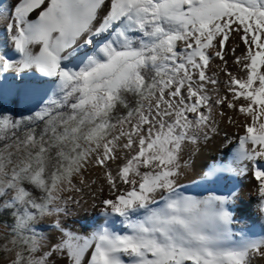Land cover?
<instances>
[{
	"label": "snow or ice",
	"instance_id": "6c2138e0",
	"mask_svg": "<svg viewBox=\"0 0 264 264\" xmlns=\"http://www.w3.org/2000/svg\"><path fill=\"white\" fill-rule=\"evenodd\" d=\"M0 91V264H264V0H0Z\"/></svg>",
	"mask_w": 264,
	"mask_h": 264
},
{
	"label": "bare ground",
	"instance_id": "6f19581e",
	"mask_svg": "<svg viewBox=\"0 0 264 264\" xmlns=\"http://www.w3.org/2000/svg\"><path fill=\"white\" fill-rule=\"evenodd\" d=\"M12 79L10 75L6 77V81ZM229 132H234L235 129L228 128ZM224 156V148L221 145L220 138H217L206 148L202 150L197 157V165H203L205 163H211L212 158L220 159ZM198 179V178H197ZM185 188L188 194L192 195H207L205 194L209 190H214L219 193H226L232 188H239L242 193V209L244 215L251 218L250 222H256L257 227L255 231H259V218L257 215V197L255 194L256 181L249 174L246 177L239 178H224L220 182L208 185L201 183H193L185 181ZM100 219L98 215V209L92 207V201L84 204L80 208L74 217L69 221V226L76 231L90 230L91 227ZM119 230V225L115 226ZM244 231H248L247 225H238Z\"/></svg>",
	"mask_w": 264,
	"mask_h": 264
},
{
	"label": "trees",
	"instance_id": "16d2710c",
	"mask_svg": "<svg viewBox=\"0 0 264 264\" xmlns=\"http://www.w3.org/2000/svg\"><path fill=\"white\" fill-rule=\"evenodd\" d=\"M24 104H22L19 101H14V99L11 97L7 101H1L0 100V111H9L14 113H24L25 107H23Z\"/></svg>",
	"mask_w": 264,
	"mask_h": 264
},
{
	"label": "rangeland",
	"instance_id": "374dc122",
	"mask_svg": "<svg viewBox=\"0 0 264 264\" xmlns=\"http://www.w3.org/2000/svg\"><path fill=\"white\" fill-rule=\"evenodd\" d=\"M12 96H10L9 94H7L6 92H3V91H0V100L1 101H7L9 98H11ZM24 104L23 107H25V111L24 113L27 114V108L29 107V105L25 104V103H22ZM205 194H208V191L205 193Z\"/></svg>",
	"mask_w": 264,
	"mask_h": 264
}]
</instances>
